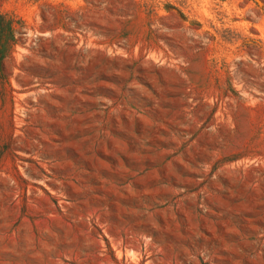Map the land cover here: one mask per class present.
Masks as SVG:
<instances>
[{
    "label": "rangeland",
    "instance_id": "rangeland-1",
    "mask_svg": "<svg viewBox=\"0 0 264 264\" xmlns=\"http://www.w3.org/2000/svg\"><path fill=\"white\" fill-rule=\"evenodd\" d=\"M0 264H264V0H0Z\"/></svg>",
    "mask_w": 264,
    "mask_h": 264
}]
</instances>
